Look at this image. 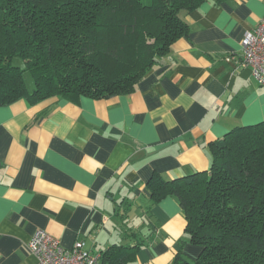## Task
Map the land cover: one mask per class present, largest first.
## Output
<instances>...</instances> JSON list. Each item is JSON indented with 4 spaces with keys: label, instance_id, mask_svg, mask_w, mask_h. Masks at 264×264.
I'll list each match as a JSON object with an SVG mask.
<instances>
[{
    "label": "crops",
    "instance_id": "crops-1",
    "mask_svg": "<svg viewBox=\"0 0 264 264\" xmlns=\"http://www.w3.org/2000/svg\"><path fill=\"white\" fill-rule=\"evenodd\" d=\"M181 16L187 36L131 93L0 106V264H38V230L94 255L138 246L135 264L198 257L177 198L155 203L149 185L210 171L216 142L264 121V86L242 65L264 0H208Z\"/></svg>",
    "mask_w": 264,
    "mask_h": 264
},
{
    "label": "trees",
    "instance_id": "trees-1",
    "mask_svg": "<svg viewBox=\"0 0 264 264\" xmlns=\"http://www.w3.org/2000/svg\"><path fill=\"white\" fill-rule=\"evenodd\" d=\"M206 1L0 0V106L133 92L187 36L181 14ZM211 158L210 171L151 179L155 203L179 202L182 243L201 249L195 259L177 253L173 264H264V121L231 131L211 147ZM137 247L113 245L101 264H135Z\"/></svg>",
    "mask_w": 264,
    "mask_h": 264
},
{
    "label": "built area",
    "instance_id": "built-area-1",
    "mask_svg": "<svg viewBox=\"0 0 264 264\" xmlns=\"http://www.w3.org/2000/svg\"><path fill=\"white\" fill-rule=\"evenodd\" d=\"M242 46V65L250 68L257 83L264 86V17L246 33ZM227 60L231 61V58ZM29 248L38 264H101V255L91 254L83 241H77L67 249L59 239L43 230L33 235Z\"/></svg>",
    "mask_w": 264,
    "mask_h": 264
},
{
    "label": "rangeland",
    "instance_id": "rangeland-1",
    "mask_svg": "<svg viewBox=\"0 0 264 264\" xmlns=\"http://www.w3.org/2000/svg\"><path fill=\"white\" fill-rule=\"evenodd\" d=\"M16 61H18L19 63L21 62L20 59H17ZM22 65H23V63L21 62V66ZM26 85H27V88L31 92L34 90L35 82H34L33 77L29 73H27V75H26Z\"/></svg>",
    "mask_w": 264,
    "mask_h": 264
}]
</instances>
